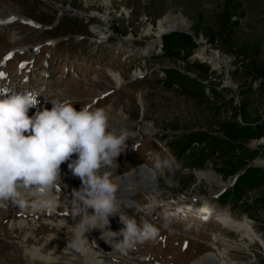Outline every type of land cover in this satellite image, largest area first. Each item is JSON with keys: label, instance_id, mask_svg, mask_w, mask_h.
<instances>
[{"label": "rangeland", "instance_id": "obj_1", "mask_svg": "<svg viewBox=\"0 0 264 264\" xmlns=\"http://www.w3.org/2000/svg\"><path fill=\"white\" fill-rule=\"evenodd\" d=\"M48 1L0 0L4 13L9 8L16 17L32 22V27L16 19L6 22L0 30V58L6 57L9 37L14 35L21 44L13 50L15 60L7 61L12 71L19 61L32 62L36 69L30 76L37 78L43 71L42 62L57 57L69 67L71 63L79 66L75 72L55 71L56 76L64 77V86L57 89L54 99H70L77 109L107 106L111 109L110 125L115 124L116 116L127 123L131 134L118 157L117 175L136 167L151 169L165 148L171 149L179 165L174 173L156 178L158 194H136V212H128L138 222L150 221L158 229L156 237L123 252L106 243L107 248L131 264H191L201 256L213 258L212 251L223 264H264V175L255 180L253 176L256 169L264 170V137L244 143L235 139L233 143L240 148L231 159L216 161L205 151L209 141L228 142L226 132L232 131L236 121L241 122L237 112L234 117L241 101L237 89L241 84L234 79L239 67L236 57L222 52L219 44H210L202 25L212 23L226 9V3L233 2L232 34L258 47L264 59V0ZM105 14L109 18L103 27L106 30L101 27ZM167 14L184 18L192 35L181 31L157 35V22ZM148 28L151 31L146 34ZM50 40L53 45L46 46ZM177 41L189 47L187 60L179 55ZM35 46L39 48L33 50ZM21 47L25 50L16 52ZM198 52L211 56L219 52L226 56L228 65L218 67L212 59L209 64L202 62L195 56ZM197 63L209 67L206 77L192 69L191 64ZM169 71L183 73L201 84L204 97L186 95L170 80ZM18 78L14 72L10 80ZM214 88L219 96L211 94ZM258 114L264 117V97ZM253 151L257 156L248 160ZM204 173L209 175L200 179ZM187 200L192 205H183ZM148 203L153 206L149 211L144 210ZM42 223L32 225L41 241L46 233L38 228ZM109 227L119 231L123 225L110 223ZM1 229L6 231L0 234V257L9 253L11 264H34L16 250L23 234L12 233L5 222ZM54 247L52 244L50 249Z\"/></svg>", "mask_w": 264, "mask_h": 264}, {"label": "clouds", "instance_id": "obj_2", "mask_svg": "<svg viewBox=\"0 0 264 264\" xmlns=\"http://www.w3.org/2000/svg\"><path fill=\"white\" fill-rule=\"evenodd\" d=\"M38 96L35 91H12L0 99V203L25 208L28 195L36 197L33 209L51 211L59 203L55 190L61 181V165L67 162L81 180L70 205L71 216L80 217L71 227L73 247H82L85 233L92 229H99L100 239L119 252L154 239L158 229L150 221L138 222L121 209L119 176L109 169L117 166L116 158L124 152L130 133L110 130V107L77 109L70 99L57 97L50 100L51 109L29 116ZM178 167L171 149L165 148L148 169L149 177L155 180ZM117 214L123 227L112 231L108 218Z\"/></svg>", "mask_w": 264, "mask_h": 264}, {"label": "bare ground", "instance_id": "obj_3", "mask_svg": "<svg viewBox=\"0 0 264 264\" xmlns=\"http://www.w3.org/2000/svg\"><path fill=\"white\" fill-rule=\"evenodd\" d=\"M107 3L109 2L105 1L106 5ZM52 5L54 6V4ZM55 7H57V5H55ZM4 12L5 11H3L0 7V30H2L6 25V22L11 19H16L19 22H26L28 26L32 27L31 21L24 20L21 17H16L11 13L9 8H6L7 13ZM72 12L76 15L80 14L75 11ZM101 21L103 24L101 26L102 29L106 30L107 27H103L108 24V15L105 14L102 16ZM101 27L96 29L101 30ZM156 30L157 35H165L178 31L184 32L185 34L189 33V27L186 20L180 15L174 16L172 14H167L160 19L157 22ZM150 31L151 29L148 28L145 33L149 34ZM9 44L10 48L7 49V51H13L20 47L21 40L19 41L16 36L13 35L9 37ZM23 49L25 50L24 47ZM195 56L200 61L206 63L209 62V59H212L216 62L218 67H221L222 65L225 67L228 65V61L225 59L226 56L221 55L219 52L213 53L212 56L205 52H198ZM51 107L52 105L47 108L51 109ZM110 118L112 117L110 116ZM114 121L115 124H109L110 130H115L116 132L127 130L131 134L127 123L121 119V117L116 116ZM72 158L75 159V154ZM120 163L121 159H118L117 157V166L115 169L109 170L112 171L113 176H119V183L121 187L118 192V197L121 202L122 211L126 214H128V212L133 213L136 212V209L133 208L135 203L134 199H137L139 196L136 194L143 192L146 194L148 193L151 197L155 196V194H158L159 192L158 186H156L157 181L156 179L153 180L149 177L148 169L150 168L145 166L136 167L131 171H126L122 175H117L116 173L119 171V168L117 167ZM116 168L118 170H116ZM207 175L209 174L204 173V175H200L199 178L202 179ZM80 187V178L73 175L72 171L68 168L67 162H65L61 165V181L55 190L59 200L57 206L51 211L47 209H33L31 204L36 197L28 195H26L28 204L25 208H20L10 202H2L0 203V234L6 231L1 229V224L4 222L7 223V226L12 233L19 232V234H23L22 241L18 242V248L16 250L21 251V253L30 259L31 262H34V264H63L60 262L62 260H64L65 264H77V261H79L80 264H131L128 260L121 258L120 255H117L118 253H116L113 249L107 248L105 241L101 242L99 229H92L85 233L86 243L82 247L77 248L72 246L71 239L73 233L71 227H74L77 223H79L80 217H76L74 219L70 214L71 197L74 190H78ZM151 205L152 203H148L146 208L143 209L149 211L150 208L153 207ZM91 211L92 210L89 209V212ZM118 216L119 214L116 216H109V224L112 223L116 226L118 224V226H120V219H116ZM40 221L43 223L41 224L42 226L38 228L45 229L46 231V233L43 234L44 240L42 241L35 236L37 231L32 228V225L36 223L39 224ZM89 236L91 237L90 239ZM52 244L55 245L54 249H50ZM211 255L213 258H210L208 255L201 256L191 264L224 263V261L215 255L213 251L211 252ZM9 256L10 254L8 253L6 258L0 257V264H11ZM59 256L63 257L58 258ZM67 259L68 261H66Z\"/></svg>", "mask_w": 264, "mask_h": 264}, {"label": "trees", "instance_id": "obj_4", "mask_svg": "<svg viewBox=\"0 0 264 264\" xmlns=\"http://www.w3.org/2000/svg\"><path fill=\"white\" fill-rule=\"evenodd\" d=\"M234 13V3L227 2L226 9L218 16L213 18V22H203L202 25L206 28V37L210 44H219L220 50L224 53L232 54L236 57L239 67L234 71V79L241 87H237L238 93L241 96V101L234 112V117L240 118L241 122H235L232 131L226 132V136L229 138L228 142L225 141H209L206 143L204 149L210 153L211 157H214L216 161H222L225 159H231L233 153L239 150V144L233 142H247L249 140H258L264 137V117L259 116L258 107L259 102L264 97V59L261 57L259 48L251 45L246 40H240L235 34H232L231 16ZM215 26V27H213ZM173 40V39H171ZM174 42H176L174 40ZM178 42V41H177ZM181 48L182 57L187 60L190 57L189 47L182 46L180 42L176 43ZM192 69L195 72H199L202 77H206L209 72V67L200 64H191ZM170 75V80L174 85H177L182 92L186 95L194 98H198L200 95H205L203 86L175 71L167 72ZM253 83H257L254 88ZM217 89L211 92V94L218 95ZM221 91L230 92V90ZM237 139V140H235ZM235 140V141H234ZM257 151H253V154L248 155V160H253L257 156ZM254 180L258 176L264 175V170L256 169L253 171ZM253 182V181H252Z\"/></svg>", "mask_w": 264, "mask_h": 264}, {"label": "water", "instance_id": "obj_5", "mask_svg": "<svg viewBox=\"0 0 264 264\" xmlns=\"http://www.w3.org/2000/svg\"><path fill=\"white\" fill-rule=\"evenodd\" d=\"M187 34L190 35V36L192 35L190 32L187 33ZM227 71H228V69H226V72H227ZM187 197H188V196H187ZM187 199H188V198H187ZM190 201H191V200H189V201H188V200H187V201H183V203H184L183 205H192V203H191Z\"/></svg>", "mask_w": 264, "mask_h": 264}, {"label": "snow or ice", "instance_id": "obj_6", "mask_svg": "<svg viewBox=\"0 0 264 264\" xmlns=\"http://www.w3.org/2000/svg\"><path fill=\"white\" fill-rule=\"evenodd\" d=\"M0 75H2V74H0Z\"/></svg>", "mask_w": 264, "mask_h": 264}]
</instances>
